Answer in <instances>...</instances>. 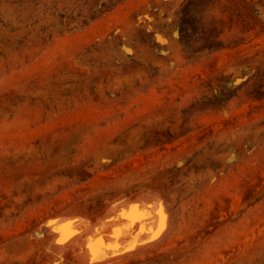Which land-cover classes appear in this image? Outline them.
<instances>
[{"label":"rangeland","instance_id":"1","mask_svg":"<svg viewBox=\"0 0 264 264\" xmlns=\"http://www.w3.org/2000/svg\"><path fill=\"white\" fill-rule=\"evenodd\" d=\"M152 198L163 230L89 261ZM0 264H264V0H0Z\"/></svg>","mask_w":264,"mask_h":264},{"label":"bare ground","instance_id":"2","mask_svg":"<svg viewBox=\"0 0 264 264\" xmlns=\"http://www.w3.org/2000/svg\"><path fill=\"white\" fill-rule=\"evenodd\" d=\"M140 197L143 196L141 195ZM140 197L138 196L137 198ZM143 198L140 199H142L144 203L145 199ZM135 199H130V201H128L129 199H127L125 202L122 201L123 203L119 204L115 203L117 205H113V207H111L112 211H109L108 215H105L106 217L102 216L103 218L97 220V223H90L88 222V219L87 221H84L85 218L83 217H79V219H77L76 216H71L73 220L69 219L71 218L70 216L69 218H65V216H62L63 219L65 218V220L69 219L68 223L62 218H60L61 220L59 219L58 221L52 218L51 221L54 222L52 223V226L54 227L55 232L58 233V235L56 234L58 242L62 243L66 241L65 243H68L72 240V236H74L73 234L75 233V230L77 231L79 227H76V225H72V222H69L75 221L74 218H76V220L79 221L80 219H82V223L88 222L89 224L90 229L89 232H87L88 234L84 235L85 237L83 236V238L85 239H83V243L85 250L87 251L89 261H91L92 263H95V261L103 262V260L109 259L114 256L121 255L120 257H122V254L126 255L127 253L129 254V252H134V249L137 250V248H139L141 245L143 246V244L147 242V240V244L149 243V241H152V238L156 237L155 234L158 235L159 232L163 230L165 224V222H163L165 211H163L164 209L162 208L161 204L157 203V201H159L157 200L158 198H152L154 201L157 200L155 201V205L154 202H152V206L150 205V203L148 205L145 204L142 206V201L139 205L137 201H140V199L136 200V203L138 205L136 206ZM159 203H162L161 200ZM154 214H156V216H154ZM155 217L156 219L159 217L158 219L160 222L157 221L158 219H154V222L152 221V225L153 223L158 222L157 224L159 225V227L157 228L155 226L157 230H155L154 227L153 229L155 231H152V227L154 225L152 226L150 221ZM84 223L82 224V226H80L81 224L79 226L83 228ZM86 225L87 224H85V226ZM71 226H74V228H72ZM75 227L77 229H75ZM151 231L155 233L153 234Z\"/></svg>","mask_w":264,"mask_h":264}]
</instances>
